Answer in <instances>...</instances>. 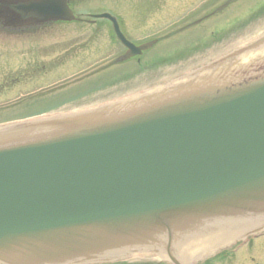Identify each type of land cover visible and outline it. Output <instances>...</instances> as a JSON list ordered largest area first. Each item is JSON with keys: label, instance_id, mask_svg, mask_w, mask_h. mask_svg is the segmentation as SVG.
<instances>
[{"label": "water", "instance_id": "95a60500", "mask_svg": "<svg viewBox=\"0 0 264 264\" xmlns=\"http://www.w3.org/2000/svg\"><path fill=\"white\" fill-rule=\"evenodd\" d=\"M32 1L18 9L73 19L68 0H19ZM98 17L124 41L114 18ZM217 88L149 102L114 123L63 119L21 140L0 131V262L80 264L171 243L173 227L264 212V77Z\"/></svg>", "mask_w": 264, "mask_h": 264}, {"label": "rangeland", "instance_id": "374dc122", "mask_svg": "<svg viewBox=\"0 0 264 264\" xmlns=\"http://www.w3.org/2000/svg\"><path fill=\"white\" fill-rule=\"evenodd\" d=\"M164 7H163V14L158 15L157 17H155L153 20H149V26L147 28V30L145 31V34H151L158 26L159 28L165 29L166 27H168L169 25H171L172 23H174V21H171L172 19H176L179 16H182L184 13H189V12H194L197 9H199L204 3H207L208 0H160ZM253 1V0H251ZM101 6L105 7L104 5H111L112 1L111 0H101ZM245 1L243 3H240L234 10L236 9H241L244 7V5H246ZM260 2L261 0H258L257 4H256V8L260 6ZM234 10L229 11L228 14H232L234 12ZM236 13V12H235ZM242 15V13L239 15V17ZM213 23V22H211ZM174 25V24H172ZM206 27V26H204ZM262 27V26H259ZM258 28V27H256ZM54 29H62V27H56ZM69 29H74V28H69ZM69 29H65V30H61L59 32H57V34H55V36H53L52 38L48 39L47 41H43L40 42L39 44H42L41 46H45L46 44L49 46H53V48L57 45H66L67 47L66 49L69 48H73L75 46H77L78 44H81L80 47H83L84 45L88 46L91 43H87V35L89 32L87 33H83V34H78V32L76 30H69ZM69 30V31H68ZM56 32V31H55ZM258 31H256L254 34H256ZM260 32H258L255 36H259ZM137 38H141L144 37V35L142 33L136 32L135 35ZM6 35L2 36L0 38V54L1 57L4 59H8L10 60L13 64H18V62L20 61V59L22 57L25 56L26 54V50L28 49L27 46H24L23 44H26L27 42H23L20 41L18 39H14V38H8L6 37ZM251 39L245 41L248 42ZM85 42V43H83ZM104 42H107V38H104ZM65 43V44H64ZM27 45V44H26ZM91 46H89L90 48ZM92 48H94V46H92ZM54 54V53H53ZM115 54H110L107 57L104 55H99L94 61L92 60H86L84 68L89 67L90 65H94L95 63H98L100 61H105V60H110ZM152 55V53H151ZM104 57V58H103ZM46 59H49L46 58ZM105 59V60H104ZM93 62V63H92ZM129 67V65H123V66H117V67H112L108 70H106L104 73H102L100 75V77L98 78L100 80V83H105L107 81L110 80H117L119 78V76H121L119 74L120 70L125 71V73L127 72V68ZM69 68H73V67H69ZM60 72L56 73V78L58 77L57 74H59ZM52 76V75H50ZM21 90L22 88H18L16 90L15 95L10 98L8 100V102L10 101H14L16 100V98H18L21 94ZM5 100H1L0 104H4ZM55 102L50 101L48 103H38V104H33L35 107H19L17 108L12 115H14L15 117H23L29 114H36L39 111V109H43L49 105L54 104Z\"/></svg>", "mask_w": 264, "mask_h": 264}, {"label": "flooded vegetation", "instance_id": "af4514ba", "mask_svg": "<svg viewBox=\"0 0 264 264\" xmlns=\"http://www.w3.org/2000/svg\"><path fill=\"white\" fill-rule=\"evenodd\" d=\"M224 254L215 264H264V235L249 238Z\"/></svg>", "mask_w": 264, "mask_h": 264}, {"label": "bare ground", "instance_id": "6f19581e", "mask_svg": "<svg viewBox=\"0 0 264 264\" xmlns=\"http://www.w3.org/2000/svg\"><path fill=\"white\" fill-rule=\"evenodd\" d=\"M253 55H254V60L256 61H259V60H262L263 59V56L258 52V51H254L253 52ZM248 59V58H247ZM247 59L243 58L242 61L243 63L242 64H245L247 61Z\"/></svg>", "mask_w": 264, "mask_h": 264}]
</instances>
